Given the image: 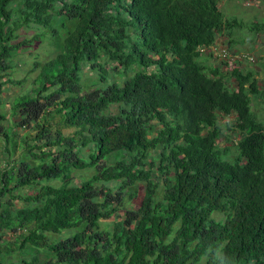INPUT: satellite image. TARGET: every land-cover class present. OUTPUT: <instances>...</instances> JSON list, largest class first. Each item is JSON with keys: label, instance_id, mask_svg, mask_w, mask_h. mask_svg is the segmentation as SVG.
Here are the masks:
<instances>
[{"label": "trees", "instance_id": "16d2710c", "mask_svg": "<svg viewBox=\"0 0 264 264\" xmlns=\"http://www.w3.org/2000/svg\"><path fill=\"white\" fill-rule=\"evenodd\" d=\"M218 2L0 0V93L6 82L25 87L8 71L22 46L45 33L54 52L34 55L31 87L10 99L11 115L37 130L18 159L12 117L3 131L12 160L0 165V197L10 195L0 200V264L13 251L32 252L21 264H264V121L251 109L264 91L253 70L209 62L218 35L264 23L227 18ZM32 25L41 34L22 38ZM84 66L99 81L91 88ZM227 130L232 146L219 142ZM84 167L93 173L74 182ZM111 179L116 190L101 182Z\"/></svg>", "mask_w": 264, "mask_h": 264}, {"label": "rangeland", "instance_id": "374dc122", "mask_svg": "<svg viewBox=\"0 0 264 264\" xmlns=\"http://www.w3.org/2000/svg\"><path fill=\"white\" fill-rule=\"evenodd\" d=\"M250 3V4H249ZM249 4V5H248ZM218 7L222 10V12L224 13V15L227 18H237L241 21H243L245 24H260V23H264V0H219L218 2ZM232 37L237 38L238 41L243 40L244 42H242L241 44L237 43L236 47L242 50V52H235L233 45H230V39L228 38L227 35H218V37L214 40V44L218 47L221 48H229V50L232 53H235L237 55H233V57L231 59H227V60H222L219 58V55L217 54L218 50L212 48L213 51V55H211L209 62L214 63L216 65H219L221 67V69H230V68H240L243 70H253L254 71V77L257 78L258 81V86L260 89H262L264 91V56H260L259 53H262L263 51L261 50V45H262V36L261 34H259V42L256 43V41L254 42V45L257 44V46L255 47L256 51V63L254 61V63H252V61H250V58L248 56H246L245 53L246 51H251L250 53H253L255 51L254 46L252 45V43L248 42L249 38H257L258 35L256 34V31H253V29L250 28L249 26H244L242 28L238 29H233L232 30ZM38 33L41 34V30L38 29V27L36 25H32L30 27H25V29H23L21 31V35L22 38L27 37L29 39H33L34 35ZM49 41V37L48 34H43L42 37H40V41L37 42V46L36 48H34V44H32L31 46H22L19 50V52L17 53V55L15 56L16 59V64L17 66H15L14 69H10L8 68L9 73V77L12 79H19V78H24L26 77L27 82L25 83V87H21L20 84H15V83H10V82H6L4 84H2V90L0 93V98L5 100L3 103H0V113L3 111L6 112V115L1 116L0 114V165H4L5 162H7V160H12L11 157H7V159L4 160V158L6 157V151H5V135H4V129H6V127L8 128V125L13 124V122L11 121V117L13 120L16 121V123L14 124V129L17 132V137H18V145L16 150L14 151V155L13 158H19L22 155L23 150L25 149V145L23 144V141L21 140L22 137H25V135L28 134V137H26L25 141H33L34 139V135L36 133V130L33 127V123L31 125L29 124H19L20 121V117L18 114H14L11 115L10 112V99L17 93L24 91L26 89H29L31 87V79L33 77V74L35 73V71H33L31 74H27V70L32 67V63L34 62V59H36V57L40 60H44L49 58L50 56H52L53 52V47L52 46H48V42ZM35 43V42H34ZM236 48V49H237ZM261 48V49H260ZM36 55V57H34V55ZM243 54H245L243 56ZM252 55V54H250ZM250 62V63H249ZM109 65H113L115 62H108ZM260 68L262 70H260ZM152 69V67H151ZM117 69H112L109 68L107 69L106 73L108 75V80L109 81H113V80H117V81H122L121 76L117 73ZM133 71H131L130 73H132ZM80 76H81V81L82 84L85 86V88H91L92 86H94L96 83H99L98 78H96V75L94 73V71L88 67V66H84L83 69H81L80 71ZM3 80L6 79L5 76L2 77ZM232 88L236 87V84H232L231 85ZM258 95H252V99L251 100V109L257 114L258 118H260L262 121H264V97L260 98H256ZM116 108L115 104H112L110 109L114 110ZM226 120V119H224ZM56 128V125H53V129ZM62 131L65 134L68 133H72L74 130V126H62L61 127ZM228 132L232 133L229 134L230 135V139L226 138L225 135H221L219 138V142L220 145L225 146V145H229L232 146V142L231 140L234 138V132L227 130ZM34 142V141H33ZM85 150V148L83 149ZM232 152L229 153V155H231ZM114 157L108 158V162L113 161ZM94 171L93 168L91 167H84V168H79V169H75L73 168V173H72V178L74 182H78L79 180H81L84 177L89 176L90 174H92ZM52 182H56V180H52ZM101 182L105 185H107L108 187L112 188L113 190H116V188L118 187L119 184H121V180L120 179H111V180H101ZM140 183H135L134 185L140 184L138 185V189H137V196H135V199L138 198H142V194L144 193V187L142 184L145 183V181H139ZM57 183V182H56ZM127 188H130L131 185H126ZM31 187L30 186H25V187H15L12 190V193H18L22 192H30L31 191ZM8 198L10 197L9 193H7L6 195H2L0 197V200H3V198ZM12 197V194H11ZM126 197H128V195H126ZM13 202L15 206H19L21 204H23V201L20 200V198L17 197H13ZM126 205L127 206H134L133 205V201H126ZM125 211L124 210H117L116 213H112L109 217L106 218H101L100 222H101V226L102 227H111L112 226V220H114L115 218H120V216L124 215ZM213 216L217 219H222L223 218V213L220 211H215L213 212ZM76 229L75 228H68L66 230H64L62 233H52V236H55L56 234H61L63 237L69 236L70 234H72ZM14 231H12V229H8L7 233L5 234L6 238L7 237H13L14 234H12ZM19 232H16V235ZM32 254V252H27L25 254L19 253L17 251H13L11 253H9L3 260L2 264H6L8 261H13L16 264H19L20 259L21 258H29L30 255ZM21 264V263H20Z\"/></svg>", "mask_w": 264, "mask_h": 264}, {"label": "crops", "instance_id": "0c3cea01", "mask_svg": "<svg viewBox=\"0 0 264 264\" xmlns=\"http://www.w3.org/2000/svg\"><path fill=\"white\" fill-rule=\"evenodd\" d=\"M249 4H250V3H249ZM249 4H248V5H249ZM256 34L258 35V37H257V38L255 37L254 39H253V38H249V39H248V42H249V43H252V45L254 46V49H255V47L257 46V44L254 45V42H255L256 40H257L256 43L259 42V34H261V36H262L263 39H262V42H261V43H262V45H261V48H262V49H261V48H260V49H261L263 52H262V53H259V55L262 57V56H264V30L256 31ZM242 42H244V41H243V40L238 41L237 38L234 37V40H230V45H231V46L233 45V48H234L235 52H238V53H239V52H242V51H239V50H242V49L237 48L236 45H237V43L241 44ZM236 48H237V49H236ZM238 49H239V50H238ZM256 51H257V50L255 49V51H254L253 53H250L251 51H248V52L246 51V52H245V53H248V54H247L248 57L251 56V57H249V58L251 59L252 63H254V61H255L256 58H257V56H256ZM250 54H252V55H250ZM236 55H237V54H236ZM249 63H250V62H249ZM255 63H256V61H255ZM260 70H262V69L260 68ZM255 78H256V77H255Z\"/></svg>", "mask_w": 264, "mask_h": 264}, {"label": "built area", "instance_id": "2783aa9c", "mask_svg": "<svg viewBox=\"0 0 264 264\" xmlns=\"http://www.w3.org/2000/svg\"><path fill=\"white\" fill-rule=\"evenodd\" d=\"M214 49H217V46L215 45V47H214ZM213 50V49H212ZM218 51V55H219V57H221V58H225V59H231L232 57H233V55L231 54V52L228 50V48H221V47H218V49H217ZM214 51V50H213ZM249 57H251V56H249ZM250 61H251V59H250Z\"/></svg>", "mask_w": 264, "mask_h": 264}, {"label": "clouds", "instance_id": "9594fccd", "mask_svg": "<svg viewBox=\"0 0 264 264\" xmlns=\"http://www.w3.org/2000/svg\"><path fill=\"white\" fill-rule=\"evenodd\" d=\"M228 50H229V48H228ZM230 51V50H229ZM231 52V51H230ZM231 54H232V52H231ZM234 55H236V54H234ZM245 54H243V56H244ZM246 56H248L247 54H246Z\"/></svg>", "mask_w": 264, "mask_h": 264}]
</instances>
